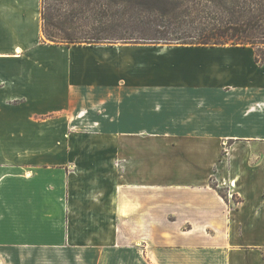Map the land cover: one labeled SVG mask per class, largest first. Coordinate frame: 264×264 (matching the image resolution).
<instances>
[{"label":"crops","instance_id":"obj_1","mask_svg":"<svg viewBox=\"0 0 264 264\" xmlns=\"http://www.w3.org/2000/svg\"><path fill=\"white\" fill-rule=\"evenodd\" d=\"M40 6L0 0V264H264L255 48L208 46L193 88L148 100L142 65L174 46L88 45L127 64L93 96L99 67L44 39Z\"/></svg>","mask_w":264,"mask_h":264},{"label":"trees","instance_id":"obj_2","mask_svg":"<svg viewBox=\"0 0 264 264\" xmlns=\"http://www.w3.org/2000/svg\"><path fill=\"white\" fill-rule=\"evenodd\" d=\"M40 15L52 42L250 45L264 61V0H41Z\"/></svg>","mask_w":264,"mask_h":264},{"label":"rangeland","instance_id":"obj_3","mask_svg":"<svg viewBox=\"0 0 264 264\" xmlns=\"http://www.w3.org/2000/svg\"><path fill=\"white\" fill-rule=\"evenodd\" d=\"M44 36V35H43ZM45 39V37H44ZM46 40V39H45ZM52 42V41H51ZM57 43V42H54ZM65 44V43H64ZM140 44L149 45L150 49H161L160 44L163 43H143V42H115V43H101L96 45H121L118 48L120 51V55L123 56V50L126 48L130 49L133 47H137ZM67 45V44H66ZM84 45V48L80 49V57L82 63L79 65H88V66H98L99 70L98 73H90L85 74L80 77L83 79L82 83L78 85V88L81 89L80 91L84 94L91 93L93 96L99 97H106V88L108 86V82L112 81L111 79L114 78L116 83L122 81V70L125 58H120L119 56L114 57L112 53L105 54V57L101 56L103 54H99V52L91 53L90 48L88 45L90 44H75V46ZM159 45V46H158ZM164 45H171L174 46L170 50L169 53L165 54L164 56H158V62L152 64V62H147L146 64L142 65V69L145 72L151 73V71L158 67L157 73H151L147 76V88H146V98L148 100H153L156 96L155 93L158 95L161 91L160 87L162 88V92L165 89H170L171 85L176 87H185V88H193L197 82L194 78L198 77V74L193 73L195 72L194 69L197 65H201V62L204 58H208L209 55H213L216 51H220L222 49H211L208 46L203 45H181V44H166ZM230 45V44H229ZM67 46H74L67 45ZM113 46V47H114ZM157 46V47H156ZM183 46V47H180ZM207 47V48H206ZM146 48V47H144ZM147 49V48H146ZM89 50V51H88ZM122 50V51H121ZM88 51V52H87ZM131 53V52H130ZM181 54H185L187 58L184 59H177V57ZM134 61V58H131ZM132 70V74H133ZM78 91V90H76ZM159 96V95H158ZM174 97L177 98L176 95ZM163 99H167V101H171V95H163ZM170 140V139H169ZM220 193L225 194L228 196V193L224 188H218Z\"/></svg>","mask_w":264,"mask_h":264},{"label":"water","instance_id":"obj_4","mask_svg":"<svg viewBox=\"0 0 264 264\" xmlns=\"http://www.w3.org/2000/svg\"><path fill=\"white\" fill-rule=\"evenodd\" d=\"M161 47H171V45L160 44Z\"/></svg>","mask_w":264,"mask_h":264},{"label":"bare ground","instance_id":"obj_5","mask_svg":"<svg viewBox=\"0 0 264 264\" xmlns=\"http://www.w3.org/2000/svg\"><path fill=\"white\" fill-rule=\"evenodd\" d=\"M161 47V46H160Z\"/></svg>","mask_w":264,"mask_h":264}]
</instances>
